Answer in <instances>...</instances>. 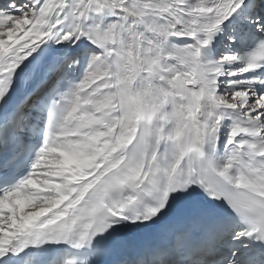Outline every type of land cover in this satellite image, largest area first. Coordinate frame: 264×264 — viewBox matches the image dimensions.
Returning <instances> with one entry per match:
<instances>
[{"label": "snow or ice", "instance_id": "1", "mask_svg": "<svg viewBox=\"0 0 264 264\" xmlns=\"http://www.w3.org/2000/svg\"><path fill=\"white\" fill-rule=\"evenodd\" d=\"M0 264H264V0H0Z\"/></svg>", "mask_w": 264, "mask_h": 264}]
</instances>
